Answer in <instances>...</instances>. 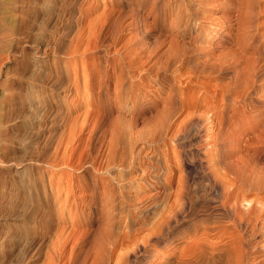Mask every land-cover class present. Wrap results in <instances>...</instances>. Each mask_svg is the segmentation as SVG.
I'll return each instance as SVG.
<instances>
[{"label": "rangeland", "instance_id": "obj_1", "mask_svg": "<svg viewBox=\"0 0 264 264\" xmlns=\"http://www.w3.org/2000/svg\"><path fill=\"white\" fill-rule=\"evenodd\" d=\"M165 114L150 155L180 151L176 176L192 186L208 184L199 158L226 160L264 200V0H0V264H46L65 234L85 242L58 264H86L112 133L148 144ZM144 200L124 205L116 231L129 211L142 219Z\"/></svg>", "mask_w": 264, "mask_h": 264}, {"label": "bare ground", "instance_id": "obj_2", "mask_svg": "<svg viewBox=\"0 0 264 264\" xmlns=\"http://www.w3.org/2000/svg\"><path fill=\"white\" fill-rule=\"evenodd\" d=\"M130 73L133 74L132 70ZM135 102L134 95L128 98V103ZM168 115H163L161 126L155 127L148 144H139L130 127L120 126L112 133L106 166L97 169V172L109 173V178L96 179L98 185L104 183V229L100 238L91 241L86 257L89 259L84 263L254 264L258 259L257 249L264 248L263 241H257L258 237L264 236V200L260 197L249 199L253 188L249 178L244 173H232V163L226 160L199 158L201 164L206 163L201 171L208 184L192 186L189 175L176 176V171L186 166V158L180 151L166 159L159 154L150 155L153 144L167 139L162 137L161 131ZM183 130L186 128L180 126L171 137L178 138ZM219 167L224 171H219ZM165 168H172L173 172L163 171ZM146 176L156 177L146 180ZM141 178L147 184L140 187L136 181ZM175 184L176 187L165 194V190ZM153 185L158 191L149 196L132 195V192L142 195ZM117 198L120 206L115 203ZM144 198L151 201L148 212L142 211V219L134 220L133 212L128 210L125 217L127 230L116 231V217L124 211V205L134 207ZM62 236H58L49 252L46 251L49 255L46 264H58L65 258L69 245L73 249L84 245V237ZM175 244L178 249L168 253ZM252 248L255 250L251 251Z\"/></svg>", "mask_w": 264, "mask_h": 264}]
</instances>
